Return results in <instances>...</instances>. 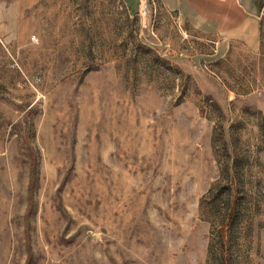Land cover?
I'll list each match as a JSON object with an SVG mask.
<instances>
[{"label":"rangeland","instance_id":"rangeland-1","mask_svg":"<svg viewBox=\"0 0 264 264\" xmlns=\"http://www.w3.org/2000/svg\"><path fill=\"white\" fill-rule=\"evenodd\" d=\"M254 2L256 49L157 0H0V264H264Z\"/></svg>","mask_w":264,"mask_h":264},{"label":"crops","instance_id":"crops-1","mask_svg":"<svg viewBox=\"0 0 264 264\" xmlns=\"http://www.w3.org/2000/svg\"><path fill=\"white\" fill-rule=\"evenodd\" d=\"M164 11L222 42L239 41L251 49L259 43L260 22L254 0H157ZM197 8L194 14L188 7Z\"/></svg>","mask_w":264,"mask_h":264},{"label":"trees","instance_id":"trees-1","mask_svg":"<svg viewBox=\"0 0 264 264\" xmlns=\"http://www.w3.org/2000/svg\"><path fill=\"white\" fill-rule=\"evenodd\" d=\"M239 179L235 178V175L232 177V180L230 182L227 181L228 186L227 189L229 191H231V185H234L235 188L237 187V182ZM230 213H229V217L232 218L234 220L235 218V209L234 208H230ZM229 225H231V223L226 224V225H222L220 230L218 232H216L215 235V239H222V242L219 243V246L217 249H219L218 251L220 252V258L226 260V257L228 255V250H229V244H228V231H229Z\"/></svg>","mask_w":264,"mask_h":264}]
</instances>
